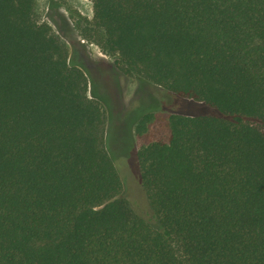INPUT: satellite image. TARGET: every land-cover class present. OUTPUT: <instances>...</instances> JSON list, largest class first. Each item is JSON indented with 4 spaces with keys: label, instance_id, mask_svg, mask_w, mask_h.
Returning a JSON list of instances; mask_svg holds the SVG:
<instances>
[{
    "label": "trees",
    "instance_id": "16d2710c",
    "mask_svg": "<svg viewBox=\"0 0 264 264\" xmlns=\"http://www.w3.org/2000/svg\"><path fill=\"white\" fill-rule=\"evenodd\" d=\"M89 1L82 40L217 115L172 114L137 152L143 217L38 0H0V264H264V0Z\"/></svg>",
    "mask_w": 264,
    "mask_h": 264
},
{
    "label": "rangeland",
    "instance_id": "374dc122",
    "mask_svg": "<svg viewBox=\"0 0 264 264\" xmlns=\"http://www.w3.org/2000/svg\"><path fill=\"white\" fill-rule=\"evenodd\" d=\"M41 21L47 23L65 42L68 63L84 71L88 81V95L98 99L106 113L104 142L122 183V197L137 213L150 218L151 207L141 185L137 152L155 141H167L168 119L172 114L213 115L208 106L168 94L142 80L121 74L113 60L99 49L81 39L74 28L69 12L91 20L89 0H38ZM150 113L151 122L138 135L136 124L142 115ZM254 126L259 123L250 121Z\"/></svg>",
    "mask_w": 264,
    "mask_h": 264
}]
</instances>
